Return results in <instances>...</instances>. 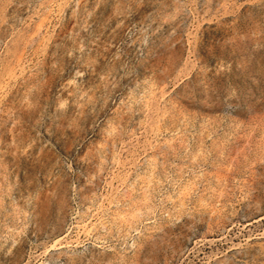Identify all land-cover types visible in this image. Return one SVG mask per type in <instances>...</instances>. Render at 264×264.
<instances>
[{
    "label": "rangeland",
    "instance_id": "374dc122",
    "mask_svg": "<svg viewBox=\"0 0 264 264\" xmlns=\"http://www.w3.org/2000/svg\"><path fill=\"white\" fill-rule=\"evenodd\" d=\"M0 264H264V0H0Z\"/></svg>",
    "mask_w": 264,
    "mask_h": 264
}]
</instances>
